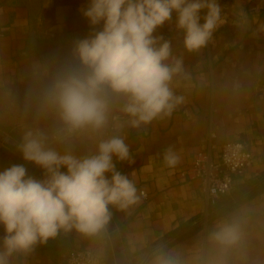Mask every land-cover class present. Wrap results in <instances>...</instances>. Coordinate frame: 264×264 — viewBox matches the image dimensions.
Segmentation results:
<instances>
[{
  "label": "crops",
  "instance_id": "0c3cea01",
  "mask_svg": "<svg viewBox=\"0 0 264 264\" xmlns=\"http://www.w3.org/2000/svg\"><path fill=\"white\" fill-rule=\"evenodd\" d=\"M88 3L0 0L2 129L20 137L34 127L54 131V118L39 109V93L61 64L71 61L74 42L93 31L81 12ZM218 3L224 23L197 53L185 51L183 34L171 30L168 23L157 30V34L172 40L174 54L183 57L184 72L174 81V91L185 97V103L171 117L126 131L135 163L117 166L138 190L149 195L148 200L126 210L110 208L122 233L129 264H141L158 246L154 245L156 241L205 218L207 203L201 180L182 175L195 153L211 150L217 160L223 145L244 141L254 164L236 179L232 193L264 177V0ZM175 18L173 13V25ZM88 147L77 145L81 151ZM3 148L0 145V171L24 165ZM169 148L180 156L175 167L164 161ZM24 166L29 176L43 178L35 168ZM227 198H222L213 211L228 203ZM225 210L163 249L178 255L181 264H264V190ZM222 221L238 225L240 240L235 245L223 246L214 240L213 232ZM72 250L93 251L104 264H115L105 228L93 235L62 230L29 256L18 257L16 264H66ZM152 256L147 264H151Z\"/></svg>",
  "mask_w": 264,
  "mask_h": 264
},
{
  "label": "clouds",
  "instance_id": "9594fccd",
  "mask_svg": "<svg viewBox=\"0 0 264 264\" xmlns=\"http://www.w3.org/2000/svg\"><path fill=\"white\" fill-rule=\"evenodd\" d=\"M81 12L93 31L74 42L71 61L38 97L40 111L54 118V131L30 128L17 142L43 178L29 176L24 165L0 171V264H16L62 230L96 234L108 223L110 208L141 202L146 193L117 166L135 163L126 131L171 117L185 103L174 91L183 57L157 30L168 23L183 34L185 51L197 53L224 23L218 0H89ZM78 144L89 147L81 151ZM164 161L175 167L180 156L169 148ZM213 238L235 245L239 227L222 221ZM151 264L181 260L162 248Z\"/></svg>",
  "mask_w": 264,
  "mask_h": 264
},
{
  "label": "built area",
  "instance_id": "2783aa9c",
  "mask_svg": "<svg viewBox=\"0 0 264 264\" xmlns=\"http://www.w3.org/2000/svg\"><path fill=\"white\" fill-rule=\"evenodd\" d=\"M2 37L3 33H0V38ZM211 137L214 138L215 134H211ZM253 164L254 156L244 141L229 142L223 145L217 160L214 159L211 150L193 155L190 166L182 172V175L189 180H201L207 203L205 218L222 198L232 193L236 179L243 177L246 170ZM139 191L146 193L142 200H148V193L145 190ZM66 264H104V261L93 251L72 250L66 258Z\"/></svg>",
  "mask_w": 264,
  "mask_h": 264
},
{
  "label": "water",
  "instance_id": "95a60500",
  "mask_svg": "<svg viewBox=\"0 0 264 264\" xmlns=\"http://www.w3.org/2000/svg\"><path fill=\"white\" fill-rule=\"evenodd\" d=\"M17 142H19V141L16 140L14 137H12L9 133H7L6 131H4L3 129L0 128V145L3 146L4 148H6L7 150H9L11 153H13L17 157H19L21 160H23L27 164L31 165L33 168H35L36 170H38L39 172H41L43 174L42 170L39 167H37L35 164L27 162L23 159L22 153L20 151H18V149H17ZM262 186H264V179H262L261 181H259L255 185L251 186L249 189L245 190L244 192H242L240 195H238L237 197H235L234 199H232L228 203L217 208L207 218H203L202 220L195 222L191 226L183 229L182 231H180L179 233H177L173 237L166 240L161 245L157 246L154 250H152L147 255V257L145 258V260L141 264H147V262L149 261L150 257L153 255L154 252H156L159 249L165 248L166 246L172 244L176 240L182 238L187 233L191 232L194 228L202 225L205 221L209 220L210 217H212V216L220 213L221 211L227 209L229 206L233 205L234 203L240 201L241 199L245 198L246 196H248L251 193L255 192L256 190L260 189ZM110 213H111V211H110ZM104 228L106 230L108 239L110 241V244H111V247L113 250V256H114L115 264H129L127 252H126L125 245H124L123 236H122L120 228H119V226H118V224H117L112 213H111V216H110L108 223L104 226Z\"/></svg>",
  "mask_w": 264,
  "mask_h": 264
},
{
  "label": "trees",
  "instance_id": "16d2710c",
  "mask_svg": "<svg viewBox=\"0 0 264 264\" xmlns=\"http://www.w3.org/2000/svg\"><path fill=\"white\" fill-rule=\"evenodd\" d=\"M0 128H1V126H0ZM2 129V128H1ZM4 130V129H3ZM4 131H6L7 133H9L12 137H14L16 140H20L21 139V137L20 136H18V135H16L15 133H12V132H10L9 130H4ZM3 151L5 152V153H7L8 155H10L12 158H14L17 162H19V163H21V164H24V165H27L28 167H30V168H32L33 169V167H31V166H29L26 162H24L23 160H21L20 158H18L17 156H15L14 154H12L10 151H8L7 149H5V148H3ZM33 170H35V169H33ZM262 179H264V177L263 178H261L260 180H258V181H256V182H254V183H252V184H250V186H248L245 190H247V189H249L251 186H253V185H255L256 183H258L259 181H261ZM245 190H240V191H238V192H233L232 193V195L230 196H226V197H228L227 199H226V202L227 201H231L232 199H234L235 197H237L238 195H240L242 192H244ZM261 190H264V186H262L260 189H258V190H256L255 192H253V193H251L250 195H252V194H254V193H257V192H259V191H261ZM249 196V195H248ZM226 197H224V198H226ZM244 199V198H243ZM243 199H241V200H243ZM240 200V201H241ZM239 202V201H238ZM219 205V204H218ZM217 205V206H218ZM217 206H215L214 208H212L211 209V211L209 212V215L213 212V209H215ZM227 210H224V211H221L220 213H218V214H216V215H214V216H212V217H210L209 218V220H212V219H214V218H216V217H218V216H220V215H222V214H224L225 212H226ZM192 225V224H191ZM190 225V226H191ZM189 227V226H188ZM183 229H185V227H182V228H178L177 230H175L174 232H171L170 234H168V235H166L165 237H163V238H161V239H159L158 241H156L155 243H154V245H161L162 243H164L166 240H168L169 238H171V237H173L174 235H176L177 233H179L180 231H182ZM190 234V232L189 233H187L186 234V236L187 235H189ZM151 252V251H150ZM149 252V253H150Z\"/></svg>",
  "mask_w": 264,
  "mask_h": 264
}]
</instances>
